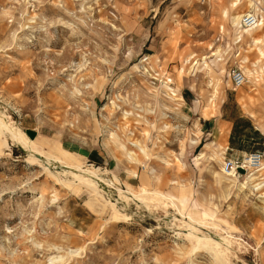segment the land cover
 <instances>
[{
  "label": "rangeland",
  "instance_id": "374dc122",
  "mask_svg": "<svg viewBox=\"0 0 264 264\" xmlns=\"http://www.w3.org/2000/svg\"><path fill=\"white\" fill-rule=\"evenodd\" d=\"M224 7L263 22L235 30ZM263 13L264 0H0V111L63 165L0 135V264H221L198 237L227 234L223 264H264V166L221 172L264 156ZM64 164L184 216L96 193Z\"/></svg>",
  "mask_w": 264,
  "mask_h": 264
},
{
  "label": "bare ground",
  "instance_id": "6f19581e",
  "mask_svg": "<svg viewBox=\"0 0 264 264\" xmlns=\"http://www.w3.org/2000/svg\"><path fill=\"white\" fill-rule=\"evenodd\" d=\"M259 1V0H258ZM238 4V1H233L231 3V6H236ZM253 3H251L252 5ZM255 4V3H254ZM254 6V5H253ZM256 6V5H255ZM253 8V7H252ZM255 8V7H254ZM251 11V10H250ZM223 15L225 18L227 19H230L231 20V23H232V28L236 30L237 26L240 25V21L242 20L243 16H236V15H231L230 12H229V8L228 7H224L223 9ZM261 13V12H260ZM257 14V13H256ZM264 14V13H263ZM240 17V18H239ZM226 19V20H227ZM263 21H261L259 23V26L262 24ZM257 27L255 28H250L246 31H253L254 29H256ZM242 36V35H241ZM241 40V39H240ZM255 43L258 42V40L254 39L253 40ZM188 62V61H187ZM263 72V71H262ZM260 76V75H259ZM262 77V76H261ZM0 135L4 138V140L6 141L7 138H10L13 143L14 141L16 143H18L17 145L22 149L24 150L25 152H29L32 156L36 157V158H40L41 160H44V161H49V163H54L55 165L57 164L58 165H62L61 164V160L59 158H53L52 156L51 157H46L44 154H42V151H41V147L34 141H29L27 140L26 138H24L23 136V132L18 130V129H12L10 128L4 121V113L0 111ZM0 136V138H1ZM2 139V138H1ZM0 139V140H1ZM27 151H26V150ZM27 152V153H28ZM29 154V155H30ZM30 155V156H31ZM40 155H43L44 157L40 156ZM36 160V159H35ZM65 165V164H64ZM63 166V165H62ZM66 167H72L73 170L71 171V173L75 176V178L77 180H79L80 182H82L83 184H85L86 186H88L90 189H92L94 192L96 193H100V189L101 188H111L112 186H118L117 188V191L119 192L118 194V199H132L133 197V200H135L136 198H140V199H143L144 202H146L147 199H150L154 196H158L159 199H167V200H170L173 207H176L177 211L182 215L184 216V214L182 213V211L180 210V205L179 203L177 204L176 203V200L165 195V194H162V193H156L154 191H149L148 189L144 188V187H139L138 189H133L131 188L130 186H128L126 184V188L123 189L121 188V184L122 182L116 178V177H113V181H108L106 178H104L103 176H101L99 173H98V168H93V169H84L82 168V166L80 165H76V166H70V165H65ZM64 166V167H65ZM264 166V163L262 162V165L261 167ZM95 167V166H93ZM260 169V168H259ZM68 172V171H67ZM222 174L224 176H226L223 171L221 170ZM66 173V172H65ZM227 177V176H226ZM230 178V177H229ZM124 187V186H123ZM114 190V189H113ZM108 193V192H107ZM103 197V196H102ZM108 197H111L110 194H108ZM162 201V200H161ZM109 204V206L111 205L113 208H115L116 210V201L115 203L114 202H107ZM106 203V204H107ZM181 204V203H180ZM106 206V205H105ZM111 207V208H112ZM190 220H191V227L192 229H196V220L191 216L189 215L188 217ZM214 239H211V237L209 236H203V237H198V240H199V245H204L205 248H208L209 250H212V252L214 253V258L216 259L217 262H220L221 264H223V257L226 253V249L224 247H230L231 245V242L229 240V238H231L232 236L227 234L226 236L224 237H221V236H215V235H212ZM205 242V243H204ZM221 245H223L224 247H222ZM198 246L195 247V249H197ZM194 249V250H195Z\"/></svg>",
  "mask_w": 264,
  "mask_h": 264
},
{
  "label": "built area",
  "instance_id": "2783aa9c",
  "mask_svg": "<svg viewBox=\"0 0 264 264\" xmlns=\"http://www.w3.org/2000/svg\"><path fill=\"white\" fill-rule=\"evenodd\" d=\"M256 13L245 14L241 20V27L244 29L255 28L259 26L260 19ZM230 78L234 89L242 87L246 83V76L242 70L232 69ZM263 154L253 152L243 157L224 158L222 171L227 177L239 176L242 172H250L261 167Z\"/></svg>",
  "mask_w": 264,
  "mask_h": 264
},
{
  "label": "crops",
  "instance_id": "0c3cea01",
  "mask_svg": "<svg viewBox=\"0 0 264 264\" xmlns=\"http://www.w3.org/2000/svg\"><path fill=\"white\" fill-rule=\"evenodd\" d=\"M207 145H210V146H212L213 144H212V143H209V144H207Z\"/></svg>",
  "mask_w": 264,
  "mask_h": 264
}]
</instances>
